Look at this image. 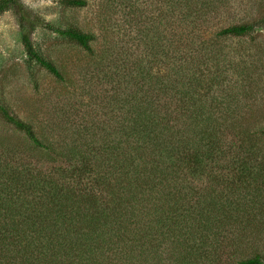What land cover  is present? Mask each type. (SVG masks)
I'll use <instances>...</instances> for the list:
<instances>
[{
    "label": "rangeland",
    "instance_id": "374dc122",
    "mask_svg": "<svg viewBox=\"0 0 264 264\" xmlns=\"http://www.w3.org/2000/svg\"><path fill=\"white\" fill-rule=\"evenodd\" d=\"M22 2L46 22L93 33L95 39L89 52L76 41L42 24L37 26L34 44L59 68L62 78H57L27 59L15 14L6 11L0 16V102L32 123L45 142L61 144L58 155H39L27 135L0 114V154L5 147L13 148L22 156L19 162H30L41 174H54L61 180L60 169L75 162L70 160V148L117 142L124 121L133 115L136 87L141 89L140 98H149L159 115L167 113L170 129L194 122L193 112L200 111L193 106L183 107L176 95L185 82L187 89L190 81L193 91H189L203 101L226 104L227 100H236L230 113L224 111L233 118L232 124L221 130L220 146L228 151L223 152L226 155L216 163L211 176L195 181L196 195L185 204L189 208L199 201L188 217L201 226L206 236L211 261L203 264H242L257 255L264 260V172L259 175L254 171L244 177L239 167L242 157H249L255 140L259 151L249 163L260 167L264 160V133L259 131L264 126V27L245 36L219 34L227 26L263 18L264 0H86L83 6H73L66 0ZM174 6L181 8L175 19L183 14L197 25L171 28ZM173 40L178 42L175 47ZM201 41L207 44L201 47ZM179 44L184 49V60L194 55L206 60L211 51L208 45H212L210 62L215 65L204 66V77L194 86L188 68L196 65L186 64L184 83L175 82L172 89L169 59ZM197 44L198 50L192 53L193 48L187 53ZM234 65L238 73L234 68L229 70ZM146 68L154 74L148 76ZM241 75H245L241 79L246 81L244 86ZM167 79L169 88L163 90L161 86ZM227 81L231 86L225 85ZM247 133L251 141L239 144ZM27 194L32 195L30 191ZM128 244L127 235L118 243L119 252ZM151 257L157 264V255ZM118 262L120 259H113V264Z\"/></svg>",
    "mask_w": 264,
    "mask_h": 264
},
{
    "label": "trees",
    "instance_id": "16d2710c",
    "mask_svg": "<svg viewBox=\"0 0 264 264\" xmlns=\"http://www.w3.org/2000/svg\"><path fill=\"white\" fill-rule=\"evenodd\" d=\"M66 1L73 6L87 3L86 0ZM6 11H12L17 18L27 59L57 78H62L59 68L42 56L34 44L37 26L42 24L93 51V33L46 22L28 10L22 0H0V16ZM172 11L174 17L177 11L181 13V8L174 6ZM177 19L170 20L171 28L197 25L183 14ZM263 27L264 17L255 23L227 26L219 34L245 36ZM175 43L178 42L173 40V47ZM206 44L202 43L201 47ZM180 45L172 50L169 59L172 89L177 85L175 82H183L186 64L196 65L188 68L194 86L198 80L201 83L204 66L215 65L210 62L212 45H208L211 51L206 60H198L197 55L184 60ZM199 47L200 44L192 45L187 53ZM233 68L237 72L235 65L229 66L230 71ZM145 71L148 76L154 74L150 68ZM244 76L241 75L240 82ZM225 85L231 86V82ZM241 85H246V81ZM183 86L176 95L183 107L193 106L200 111L193 112L194 122L170 129L167 113L159 115L149 98H140L141 89L136 87L133 115L124 121L117 142L108 146L77 144L76 148H70V160L75 162L60 169L61 180L54 174H41L30 162H19L20 153L5 147L0 154V264H113L115 258L120 259L119 264H153L152 255H157V264L211 261L201 226L188 217L193 215L190 209L199 201L189 208L185 204L192 200L191 195H196L195 181L204 175L211 176L216 163L226 155L223 152L228 151L220 146L223 145L221 130L232 122L227 112L230 113L236 100H227L226 104L203 101L189 91L192 90L190 81L187 89L186 82ZM161 87L169 88L168 79ZM0 114L27 135L39 155H44L39 152L53 156L61 153L58 149L61 144L45 142L32 123L1 102ZM260 128L264 133V126ZM250 139L247 133L239 144H247ZM255 144L256 140L250 146L249 157H242L239 167L244 177L254 171L259 175L264 172V160L260 167L249 163L259 151ZM64 145L70 147V144ZM242 154L240 149V157ZM68 183L72 184L68 186ZM127 235V249L119 252L118 243L127 239ZM242 264H264V260L257 255L243 260Z\"/></svg>",
    "mask_w": 264,
    "mask_h": 264
}]
</instances>
